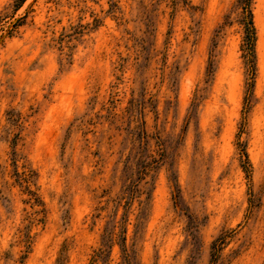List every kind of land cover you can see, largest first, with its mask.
Listing matches in <instances>:
<instances>
[{"label":"rangeland","instance_id":"rangeland-1","mask_svg":"<svg viewBox=\"0 0 264 264\" xmlns=\"http://www.w3.org/2000/svg\"><path fill=\"white\" fill-rule=\"evenodd\" d=\"M15 3L0 264H264V0Z\"/></svg>","mask_w":264,"mask_h":264},{"label":"trees","instance_id":"trees-1","mask_svg":"<svg viewBox=\"0 0 264 264\" xmlns=\"http://www.w3.org/2000/svg\"><path fill=\"white\" fill-rule=\"evenodd\" d=\"M24 0H15V4L22 3ZM241 24L244 30V39L242 44V52L244 58L249 64L254 58V41H255V29L253 25V16L250 9V0H242V19ZM219 241H214L212 243V252L216 253L219 249Z\"/></svg>","mask_w":264,"mask_h":264}]
</instances>
